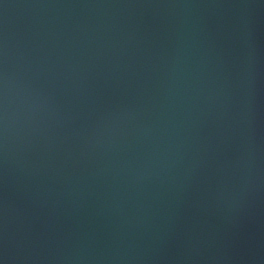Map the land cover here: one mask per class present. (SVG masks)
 <instances>
[{
	"label": "water",
	"instance_id": "obj_1",
	"mask_svg": "<svg viewBox=\"0 0 264 264\" xmlns=\"http://www.w3.org/2000/svg\"><path fill=\"white\" fill-rule=\"evenodd\" d=\"M0 264H264V0H0Z\"/></svg>",
	"mask_w": 264,
	"mask_h": 264
}]
</instances>
